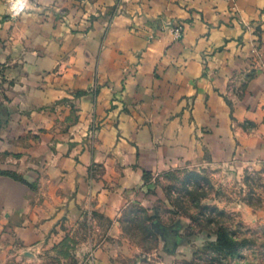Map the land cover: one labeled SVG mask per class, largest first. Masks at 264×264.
<instances>
[{
	"label": "crops",
	"instance_id": "0c3cea01",
	"mask_svg": "<svg viewBox=\"0 0 264 264\" xmlns=\"http://www.w3.org/2000/svg\"><path fill=\"white\" fill-rule=\"evenodd\" d=\"M0 69V172L26 182L0 175V221L28 244L114 220L144 171L264 164V0H0Z\"/></svg>",
	"mask_w": 264,
	"mask_h": 264
},
{
	"label": "rangeland",
	"instance_id": "374dc122",
	"mask_svg": "<svg viewBox=\"0 0 264 264\" xmlns=\"http://www.w3.org/2000/svg\"><path fill=\"white\" fill-rule=\"evenodd\" d=\"M9 4L10 19L23 14L13 16ZM176 29L181 36L175 40ZM167 32L180 41L183 25L171 22ZM204 161L144 171L114 220L85 208L49 243L28 244L0 221V264H91L100 249L118 264H264V164ZM95 171L91 175H99ZM0 175L26 183L16 174ZM218 233L235 246H219Z\"/></svg>",
	"mask_w": 264,
	"mask_h": 264
},
{
	"label": "clouds",
	"instance_id": "9594fccd",
	"mask_svg": "<svg viewBox=\"0 0 264 264\" xmlns=\"http://www.w3.org/2000/svg\"><path fill=\"white\" fill-rule=\"evenodd\" d=\"M12 5L10 11L13 15H19L28 6V0H10Z\"/></svg>",
	"mask_w": 264,
	"mask_h": 264
},
{
	"label": "trees",
	"instance_id": "16d2710c",
	"mask_svg": "<svg viewBox=\"0 0 264 264\" xmlns=\"http://www.w3.org/2000/svg\"><path fill=\"white\" fill-rule=\"evenodd\" d=\"M217 244L221 247L225 245H229L230 247L235 246L232 240L227 235H224L223 233L217 234Z\"/></svg>",
	"mask_w": 264,
	"mask_h": 264
},
{
	"label": "built area",
	"instance_id": "2783aa9c",
	"mask_svg": "<svg viewBox=\"0 0 264 264\" xmlns=\"http://www.w3.org/2000/svg\"><path fill=\"white\" fill-rule=\"evenodd\" d=\"M28 1H29V0H28ZM9 7H10V9H11V7H12L11 3L9 4ZM26 10H28V6L25 7L24 10H23L20 14L24 13ZM12 14H13V13H12ZM20 14H19V15H20ZM13 16H18V15H13ZM172 34H173L175 40L178 39V38H180V36H181V33H180V30H179V29H176V30L174 31V33H172ZM0 85H1V74H0Z\"/></svg>",
	"mask_w": 264,
	"mask_h": 264
}]
</instances>
